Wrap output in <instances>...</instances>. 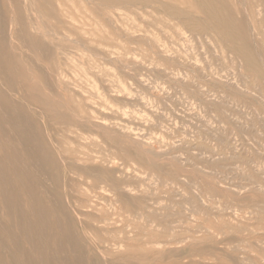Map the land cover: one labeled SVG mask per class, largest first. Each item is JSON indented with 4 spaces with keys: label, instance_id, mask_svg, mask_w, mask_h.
<instances>
[{
    "label": "rangeland",
    "instance_id": "374dc122",
    "mask_svg": "<svg viewBox=\"0 0 264 264\" xmlns=\"http://www.w3.org/2000/svg\"><path fill=\"white\" fill-rule=\"evenodd\" d=\"M107 1L0 0V264H264V0Z\"/></svg>",
    "mask_w": 264,
    "mask_h": 264
},
{
    "label": "bare ground",
    "instance_id": "6f19581e",
    "mask_svg": "<svg viewBox=\"0 0 264 264\" xmlns=\"http://www.w3.org/2000/svg\"><path fill=\"white\" fill-rule=\"evenodd\" d=\"M92 1V0H91ZM104 1H107V0H104ZM109 1V0H108ZM107 1V2H108ZM111 1V0H110ZM109 1V2H110ZM114 1V0H113ZM116 1V0H115ZM125 1V0H124ZM135 1H137V0H135ZM149 1H151V0H149ZM155 1V0H154ZM213 1V0H212ZM119 2H120V0H119ZM128 2V1H127ZM139 2H142L141 0H139ZM157 2H159V1H157ZM177 2V1H176ZM202 2H203V0H202ZM205 2V1H204ZM207 2V1H206ZM114 3V2H113ZM118 3V2H117ZM124 3V2H123ZM129 3H131L132 4V2H129ZM135 3V2H134ZM133 3V4H134ZM150 3V2H149ZM153 3V2H152ZM212 3V2H211ZM210 2H207V6H208V9H209V11H212L213 10V8H214V3H212L211 4ZM11 4V3H10ZM21 4V3H20ZM58 4V3H57ZM108 4V3H107ZM116 4V3H115ZM139 4H142V3H139ZM155 4H157V3H155ZM160 4V3H159ZM204 4V3H203ZM120 5H121V3H120ZM123 5V4H122ZM127 5V4H126ZM138 5V4H137ZM146 5H148V4H146ZM150 5H153V4H150ZM150 5L148 6V7H150ZM167 5V4H166ZM205 5H206V3H205ZM14 6V5H13ZM57 6H59V4L57 5ZM62 6V5H61ZM63 6H64V3H63ZM62 6V8L65 10V8ZM86 6V5H85ZM104 6V5H103ZM114 6V5H113ZM117 6V5H116ZM124 6V8H127L125 5H123ZM123 6H121V7H123ZM129 6V5H128ZM130 6H132V5H130ZM143 6V5H142ZM164 6H165V4H164ZM174 6V5H173ZM185 6V5H184ZM220 6V5H219ZM56 7V6H55ZM67 7H69V6H67ZM66 7V8H67ZM110 7V6H109ZM111 7H112V5H111ZM110 7V8H111ZM119 7V6H118ZM133 7V6H132ZM136 7V6H135ZM138 7V6H137ZM144 7V6H143ZM146 7V6H145ZM187 7V6H186ZM62 8H59L60 10H63ZM107 8V7H106ZM110 8H107V9H110ZM113 8V7H112ZM115 8V7H114ZM120 8V7H119ZM171 8V7H170ZM175 8V7H174ZM191 8H192V6H191ZM194 8V7H193ZM198 8V7H197ZM204 8V7H203ZM12 9V8H11ZM71 9V8H70ZM116 9V8H115ZM114 9V10H115ZM121 9V8H120ZM139 9V8H138ZM140 9H141V6H140ZM172 9V8H171ZM176 9V8H175ZM175 9H174V11H175ZM184 9V8H183ZM189 9V8H188ZM204 9H206V8H204ZM261 9V8H260ZM58 10V9H57ZM67 10H68V8H67ZM73 10V9H72ZM72 10H70L71 12H72ZM78 10V9H77ZM114 10H110V11H114ZM122 10H123V8H122ZM177 10V9H176ZM194 10V9H193ZM241 10V9H240ZM259 10V9H258ZM29 11V10H28ZM105 11V10H104ZM115 11H117V10H115ZM114 11V12H115ZM120 11V10H119ZM119 11H117L118 13H119ZM171 11H173V10H171ZM190 11V10H189ZM195 12H197L198 10H194ZM208 11V10H207ZM216 11V10H215ZM247 11V10H246ZM253 11V10H252ZM56 12H58V11H56ZM61 12V13H60ZM96 12V11H95ZM179 12V11H178ZM183 12H184V10H183ZM214 12V11H213ZM213 12H212V14H213ZM259 12V11H258ZM59 13L62 15V11H59ZM69 13L70 12H68V15H69ZM172 13V12H171ZM174 13V12H173ZM204 13H206L205 11H204ZM210 13V12H209ZM208 13V14H209ZM247 13V12H246ZM57 14V13H56ZM59 14V15H60ZM71 14V13H70ZM75 14V13H74ZM104 14V13H103ZM111 14V13H110ZM115 14V13H114ZM176 14V13H175ZM185 14H187V13H184V16H185ZM192 14V13H191ZM196 14V13H195ZM60 15V16H61ZM66 14H65V12H64V16H65ZM68 15H66V16H68ZM71 15H73V14H71ZM121 15V14H120ZM172 15V14H171ZM177 15V14H176ZM180 15V14H179ZM178 15V16H179ZM218 15V14H217ZM217 15L215 16L216 17V19H217V21H218V23L221 25V27L223 28V26H226L227 24H226V22L227 21H223V19L221 20L220 19V17L218 18L217 17ZM225 15H227V14H225ZM56 16V15H55ZM114 16V15H113ZM180 16H182V15H180ZM14 17V16H13ZM62 17H63V15H62ZM68 17H70V16H68ZM68 17H66L67 19H69ZM75 17V16H74ZM74 17H72L71 16V18H73L74 19ZM84 17H86V16H84ZM243 17V16H242ZM61 18V17H60ZM65 17H63V19H64ZM97 18V17H96ZM166 18V17H165ZM180 18V17H179ZM62 19V20H63ZM66 19V21L65 22H67V21H70V20H67ZM76 19V18H75ZM105 19V18H104ZM229 19V18H228ZM260 19V18H259ZM65 20V19H64ZM64 20H63V22H64ZM87 20V19H86ZM107 20V19H106ZM148 20V19H147ZM151 20V19H150ZM164 20V19H163ZM173 20V19H172ZM13 21V20H12ZM15 21V20H14ZM59 21H61V20H59ZM74 22L75 21H77V20H73ZM81 21V20H80ZM118 21V20H117ZM125 21H127V20H125ZM203 21V20H202ZM213 21H215V20H213ZM230 21H231V19H230ZM251 21V20H250ZM65 22H64V24H65ZM71 22V21H70ZM107 22H108V20H107ZM14 23V22H13ZM16 23V22H15ZM88 23V22H87ZM127 23H128V21H127ZM133 23V22H132ZM205 23V22H204ZM215 23V22H214ZM228 23V22H227ZM17 24V23H16ZM68 24V23H67ZM71 24H72V22H71ZM71 24H69V26H71V27H73L74 25H71ZM131 24V23H130ZM171 24V23H170ZM175 24V23H174ZM76 25V24H75ZM106 25V24H105ZM173 25V24H172ZM177 25V24H176ZM179 25V24H178ZM219 25V26H220ZM82 25H80V27H81ZM95 26V25H94ZM120 26H121V24H120ZM140 26V25H139ZM156 26V25H155ZM232 26V25H231ZM51 27V26H50ZM61 27H64V26H61ZM85 27V26H84ZM83 27V28H84ZM97 27V26H96ZM125 27V26H124ZM158 27V26H157ZM170 27V26H169ZM191 27V26H190ZM189 27V28H190ZM198 27V26H197ZM196 27V28H197ZM201 27V26H200ZM67 28V27H66ZM111 28H112V26H111ZM128 28V27H127ZM140 28V27H139ZM160 28V27H159ZM206 28V27H205ZM229 28V27H228ZM227 28V29H228ZM6 29V28H5ZM35 29V28H34ZM96 29V28H95ZM171 29V28H170ZM180 29H182L181 27H180ZM198 29H199V27H198ZM146 30V29H145ZM162 30V29H161ZM234 30V29H233ZM254 30V29H253ZM258 30V29H257ZM72 31V30H71ZM78 31V30H77ZM95 31V30H94ZM230 31H232V30H230ZM63 32H65V31H62V33ZM73 32V31H72ZM90 32H92V31H90ZM129 32V31H128ZM82 33V32H81ZM100 33V32H99ZM190 33V32H189ZM229 33V32H228ZM234 33V32H233ZM70 34V33H69ZM72 34V33H71ZM70 34V35H71ZM38 35V34H37ZM67 35V34H66ZM70 35L68 36V38L70 37ZM95 35V34H94ZM109 35V34H108ZM151 35V34H150ZM154 35V34H153ZM12 36V35H11ZM86 36V35H85ZM100 36V35H99ZM121 36V35H120ZM132 36V35H131ZM134 36H135V33H134ZM138 36V35H137ZM233 36V35H232ZM15 37V36H14ZM75 36H71V38H74ZM91 37H93V35L91 36ZM90 37V38H91ZM106 37V36H105ZM151 37H152V35H151ZM180 37V36H179ZM191 37V36H190ZM215 37V36H214ZM226 37V36H225ZM12 38V37H11ZM45 38V37H44ZM233 38V37H232ZM144 39V38H143ZM206 39V38H205ZM237 39V38H236ZM252 39V38H251ZM254 39V38H253ZM24 40V39H23ZM73 40V39H72ZM76 40H77V38H76ZM152 40V39H151ZM207 40V39H206ZM14 41H15V39H14ZM108 41V40H107ZM112 41V40H111ZM10 42V41H9ZM158 42V41H157ZM200 42V41H199ZM239 42V41H238ZM35 43V42H34ZM122 43V42H121ZM149 43V42H148ZM208 44V43H207ZM219 44V43H218ZM29 45V44H28ZM44 45V44H43ZM61 45V44H60ZM83 45V44H82ZM102 46V45H101ZM149 46V45H148ZM152 46V45H151ZM154 46V45H153ZM223 46V45H222ZM259 46V45H258ZM74 47V46H73ZM114 47V46H113ZM127 47V46H126ZM58 48V47H57ZM87 48V47H86ZM103 48V47H102ZM218 48V47H217ZM231 48V47H230ZM69 50L68 51H70V48H68ZM66 50V49H65ZM74 50V49H73ZM72 50V51H73ZM110 50V49H109ZM108 50V51H109ZM60 51V50H59ZM126 51V50H125ZM62 52H64V50L62 51ZM77 52V51H76ZM141 52V51H140ZM261 52V51H260ZM70 53H71V51H70ZM82 53V52H81ZM163 53V52H162ZM79 54V53H78ZM84 54V53H83ZM86 54V53H85ZM84 54V56H86ZM90 54V53H89ZM130 54V53H129ZM229 54V53H228ZM58 55V54H57ZM68 55V54H67ZM120 55H122V54H120ZM147 55V54H146ZM68 57V56H67ZM64 58V57H63ZM132 58V57H131ZM256 58V57H255ZM136 60V59H135ZM140 60V59H139ZM196 60V59H195ZM66 61V60H65ZM108 61V60H107ZM141 61V60H140ZM119 62V61H118ZM65 63V62H64ZM70 63V62H69ZM96 63V62H95ZM129 63V62H128ZM140 63V62H139ZM56 64V63H55ZM107 64V63H106ZM70 65V64H69ZM135 65V64H134ZM77 66H78V64H77ZM95 66V65H94ZM107 66V65H106ZM184 66V65H183ZM43 67V66H42ZM92 69V68H91ZM97 69V68H96ZM29 70V69H28ZM41 70V69H40ZM79 70H81V69H79ZM83 70V69H82ZM102 70V69H101ZM73 71H74V69H73ZM98 71H99V69H98ZM42 72V71H41ZM76 73V72H75ZM75 73H74V75H75ZM103 73V72H102ZM82 74V73H81ZM52 75V74H51ZM71 75V74H70ZM102 75V74H101ZM53 76V75H52ZM57 76H59V75H57ZM260 76V75H259ZM9 77H10V75H9ZM49 77V76H48ZM103 77V76H102ZM115 77V76H114ZM56 78V77H55ZM80 78V77H79ZM89 78V77H88ZM241 78V77H240ZM61 79V78H60ZM84 79V78H83ZM68 80V79H67ZM76 80H77V78H76ZM221 80V79H220ZM56 81V80H55ZM73 81V80H72ZM80 81V80H79ZM88 81V80H87ZM94 82V81H93ZM115 82V81H114ZM113 82V83H114ZM120 82V81H119ZM70 83V82H69ZM89 83V82H88ZM18 84V83H17ZM92 84V83H91ZM19 85V84H18ZM32 85V84H31ZM71 85V84H70ZM83 85V84H82ZM85 85V84H84ZM74 86H76V85H74ZM88 86H90V85H88ZM120 86V85H119ZM16 87V86H15ZM94 87V86H93ZM97 87V86H96ZM62 89V88H61ZM74 89V88H73ZM89 89V88H88ZM200 89V88H199ZM116 90V89H115ZM87 91V90H86ZM110 92V91H109ZM118 92V91H117ZM53 93V92H52ZM203 94V93H202ZM51 95V94H50ZM83 95V94H82ZM86 95V94H85ZM105 95V94H104ZM107 95V94H106ZM205 95V94H204ZM95 96V95H94ZM101 96V95H100ZM77 97V96H76ZM80 97V96H79ZM72 98V97H71ZM209 98V97H208ZM69 99V98H68ZM99 100V99H98ZM73 102V101H72ZM105 102V101H104ZM75 103V102H74ZM96 103V102H95ZM102 103V102H101ZM87 104V103H86ZM63 105H64V103H63ZM62 105V106H63ZM77 105V104H76ZM49 106V105H48ZM65 107V106H64ZM96 107V106H95ZM31 108H33V107H31ZM99 109V108H98ZM54 110V109H53ZM100 110V109H99ZM32 112V111H31ZM116 113H117V111H116ZM65 114H67V113H65ZM93 114H94V112H93ZM61 115V114H60ZM74 115V114H73ZM113 116V115H112ZM89 117V116H88ZM42 118H44V117H42ZM96 118V117H95ZM40 119V118H39ZM95 121V120H94ZM87 122V121H86ZM103 122V121H102ZM105 122V121H104ZM106 123V122H105ZM102 125V124H101ZM106 125V124H105ZM108 126V125H107ZM120 126V125H119ZM118 126V127H119ZM71 127V126H70ZM69 127V128H70ZM100 127V126H99ZM107 128V127H106ZM72 129V128H71ZM71 129H69V131L71 130ZM103 129V128H102ZM76 130H78V128L76 129ZM80 130V129H79ZM81 131H83V130H81ZM66 132H68L67 130H66ZM71 132V131H70ZM73 132V131H72ZM75 132H77V131H75ZM78 133H79V131H78ZM82 132H80V134H81ZM136 133V132H135ZM12 134V133H11ZM66 134H68V133H66ZM71 134V133H70ZM69 134V135H70ZM75 134V133H74ZM79 134V135H80ZM84 133H82L81 135H83ZM78 135V136H79ZM80 135V136H81ZM72 136H74V135H72ZM85 136V135H84ZM108 136V135H107ZM110 136V135H109ZM117 136V135H116ZM75 137V136H74ZM69 138H70V136H69ZM72 138V137H71ZM83 138H85V137H82V139ZM97 138V137H96ZM126 138V137H125ZM51 140V139H50ZM65 140V139H64ZM68 140V139H67ZM73 140V139H72ZM77 140H78V138H77ZM81 140V139H80ZM84 140V139H83ZM138 140V139H137ZM62 141H63V139H62ZM66 141V140H65ZM79 141V140H78ZM184 141V140H183ZM68 142V141H67ZM69 142H72V141H69ZM74 142H76V140L74 141ZM131 142V141H130ZM143 142H144V140H143ZM148 142V141H147ZM190 142V141H189ZM9 143V142H8ZM64 143V142H63ZM78 143H80V142H78ZM84 143V142H83ZM146 143V142H145ZM52 144H54V143H52ZM75 144V143H74ZM73 144V145H74ZM82 144V143H81ZM89 144V143H88ZM64 145H65V143H64ZM79 145V144H78ZM77 145V146H78ZM162 145H163V143H162ZM59 146V145H58ZM71 146V145H70ZM75 146V145H74ZM74 146L72 147L73 148V150H74ZM80 146V145H79ZM83 146V145H82ZM86 146V145H85ZM129 146V145H128ZM141 146V145H140ZM167 146V145H166ZM66 147H68V146H66ZM87 147V146H86ZM139 147V146H138ZM169 147V146H168ZM59 148H60V146H59ZM58 148V149H59ZM71 148V147H70ZM70 148H68L69 150H70ZM140 148V147H139ZM177 148V147H176ZM61 149H63V148H61ZM78 149V148H77ZM79 149H81L80 147H79ZM87 149H88V147H87ZM68 150V151H69ZM85 150H86V148H85ZM96 150V149H95ZM167 150V149H166ZM165 150V151H166ZM75 151V150H74ZM73 151V152H74ZM77 151V150H76ZM81 151V150H80ZM94 151V150H93ZM175 151V150H174ZM185 151V150H184ZM83 152V151H82ZM87 152H88V150H87ZM167 152H169V151H167ZM63 153H65V152H63ZM66 153H68V152H66ZM65 153V154H66ZM71 153H72V151H71ZM70 153V154H71ZM76 153V152H75ZM78 153H80L79 151H78ZM114 153V152H113ZM154 153V152H153ZM170 153V152H169ZM73 154V153H72ZM81 154V153H80ZM85 154L86 155H90V154H87L86 152H85ZM92 154V153H91ZM94 155V154H93ZM98 155V154H97ZM46 156V155H45ZM72 156V155H71ZM76 156V155H75ZM85 156V155H84ZM78 157H80V156H78ZM96 158H97V156H95ZM172 157V156H171ZM177 157V156H176ZM93 158V157H92ZM100 157H98V159H99ZM117 158V157H116ZM76 158H74V160H75ZM79 159V158H78ZM90 159V158H89ZM101 159V158H100ZM9 160V159H8ZM73 160V161H74ZM81 160H82V158H81ZM91 160V159H90ZM95 160V159H94ZM130 160V159H129ZM61 161V160H60ZM77 161V163H78V160H76ZM80 161V160H79ZM84 162H83V164H85V160H83ZM88 160H86V162H87ZM97 161V160H96ZM99 161V160H98ZM33 162V161H32ZM82 162V161H81ZM93 162V161H92ZM106 162V161H105ZM90 163V162H89ZM40 164V163H39ZM88 164V163H87ZM94 164H95V162H94ZM63 165V164H62ZM104 165H106V164H104ZM15 168V167H14ZM18 169V168H17ZM22 169V168H21ZM128 171H130V170H128ZM138 172V171H137ZM17 173V172H16ZM62 173V172H61ZM61 177V176H60ZM105 177H106V175H105ZM4 178V177H3ZM107 179V178H106ZM108 180V179H107ZM87 181V180H86ZM89 182H91V180L89 181ZM88 183V182H87ZM168 183V182H167ZM53 184V183H52ZM89 184V183H88ZM142 184V183H141ZM98 185V184H97ZM121 185V184H120ZM84 186H86V185H84ZM117 186H118V184H117ZM87 187V186H86ZM91 187V186H90ZM102 187H105V185L104 186H102ZM122 187V186H121ZM133 187V186H132ZM79 188V187H78ZM94 188H95V186H94ZM94 188H92L93 190H94ZM99 188H100V186H99ZM112 188H114V187H112ZM124 188V187H123ZM138 188V187H137ZM148 188V187H147ZM2 189V188H1ZM87 189V188H86ZM101 189V188H100ZM103 189V188H102ZM105 189V188H104ZM129 189V188H128ZM45 190V189H44ZM88 190H90V189H88ZM96 190V189H95ZM138 190V189H137ZM92 191V190H91ZM109 191V190H108ZM65 192V191H64ZM122 193H123V191H121ZM92 193H95L94 191L92 192ZM113 193V192H112ZM151 193V192H150ZM64 194V193H63ZM85 194H87L86 192H85ZM89 194V193H88ZM87 194V195H88ZM118 194V193H117ZM60 195V194H59ZM90 195V194H89ZM88 195V196H89ZM96 195V197H97V194H95ZM99 195H100V193H99ZM21 196V195H20ZM28 196V195H27ZM94 196V195H93ZM105 196V195H104ZM118 196V195H117ZM92 197V196H91ZM102 197V196H101ZM119 197V196H118ZM98 198H99V196H98ZM109 198V197H108ZM114 198V197H113ZM107 199V198H106ZM105 199V200H106ZM116 199H118V198H116ZM120 199V198H119ZM112 200H114V199H112ZM111 200V201H112ZM145 200V199H144ZM107 201V200H106ZM86 203H87V201H86ZM113 203V202H112ZM145 203V202H144ZM150 203H152V202H150ZM154 203V202H153ZM89 204V203H88ZM20 205V204H19ZM90 205V204H89ZM92 205V204H91ZM92 207V206H91ZM141 207V206H140ZM159 207V206H158ZM114 208V207H113ZM54 209V208H53ZM90 209V208H89ZM152 209V208H151ZM75 211V210H74ZM109 211V210H108ZM131 211H134V210H131ZM118 212V211H117ZM131 215V214H130ZM135 216V215H134ZM14 218V217H13ZM80 218V217H79ZM147 218V217H146ZM115 219V218H114ZM142 219V218H141ZM146 220V219H145ZM208 222V221H207ZM116 223V222H115ZM152 224V223H151ZM44 225V224H43ZM103 225V224H102ZM131 227V226H130ZM151 227H153V226H151ZM153 229V228H152ZM222 229V228H221ZM129 230V229H128ZM180 230V229H179ZM158 231V230H157ZM223 231V230H222ZM249 231V230H248ZM251 231V230H250ZM261 232V231H260ZM45 235V234H44ZM90 235H91V233H90ZM171 235V234H170ZM15 236V235H14ZM27 236V235H26ZM214 236V235H213ZM32 237V236H31ZM129 237V236H128ZM29 238V237H28ZM169 238V237H168ZM114 239V238H113ZM173 239V238H172ZM260 239V238H259ZM16 240V239H15ZM115 240V239H114ZM188 241V240H187ZM262 241V240H261ZM181 242V241H180ZM112 243V242H111ZM183 243V242H182ZM242 243V242H241ZM122 244V243H121ZM34 245V244H33ZM180 245V244H179ZM95 246H97V245H95ZM173 246V245H172ZM138 248V247H137ZM141 249V248H140ZM238 250V249H237ZM116 251V250H115ZM141 252V251H140ZM23 253V252H22ZM116 253V252H115ZM30 255V254H29ZM42 257V256H41ZM62 257V256H61ZM261 257V256H260ZM25 261V260H24ZM209 261V260H208ZM33 262V261H32ZM21 263H23V262H21ZM122 264V263H121Z\"/></svg>",
    "mask_w": 264,
    "mask_h": 264
}]
</instances>
